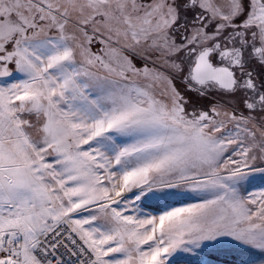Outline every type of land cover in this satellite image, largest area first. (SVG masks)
<instances>
[{"label": "snow or ice", "instance_id": "6c2138e0", "mask_svg": "<svg viewBox=\"0 0 264 264\" xmlns=\"http://www.w3.org/2000/svg\"><path fill=\"white\" fill-rule=\"evenodd\" d=\"M0 264H264V0H0Z\"/></svg>", "mask_w": 264, "mask_h": 264}]
</instances>
